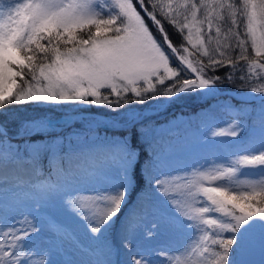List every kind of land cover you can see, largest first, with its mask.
Masks as SVG:
<instances>
[{"label":"snow or ice","instance_id":"snow-or-ice-1","mask_svg":"<svg viewBox=\"0 0 264 264\" xmlns=\"http://www.w3.org/2000/svg\"><path fill=\"white\" fill-rule=\"evenodd\" d=\"M237 77L247 91L218 99ZM259 81L264 0H0V264L264 256ZM192 99L214 100L199 123L153 119ZM26 104L44 111L11 107ZM94 106L114 115L82 111ZM76 122L83 131L61 134ZM183 124L177 150L164 133Z\"/></svg>","mask_w":264,"mask_h":264},{"label":"rangeland","instance_id":"rangeland-1","mask_svg":"<svg viewBox=\"0 0 264 264\" xmlns=\"http://www.w3.org/2000/svg\"><path fill=\"white\" fill-rule=\"evenodd\" d=\"M176 63L178 64L179 62L176 61ZM237 79H238V82L236 83V85H239L241 87L245 85V81H242L239 78H237ZM257 82L258 81L253 79V81H251L250 84H255ZM259 82H264V81H259ZM242 88L244 89V91H247V88H244V87H242ZM232 92H235V91H232ZM235 93H237V92H235ZM235 93H227V94L233 95ZM252 95L259 96L260 94L259 93H252ZM223 96L218 97V99L226 100V99L223 98ZM150 103H152V102H150ZM213 103H214V100H212V99H209V100H207V101H205L203 103H200V102L196 101L195 99H192V100L186 101L185 103H182V104L172 105L171 107H169L167 109V111L161 112V114L159 116L153 117V119H155L157 124H159V125H164L167 121L173 120L174 118L178 122L179 121H186V122L187 121H197V123H199V121L197 120V117L202 115L200 110L202 108H208ZM182 105L183 106H194L195 109L192 110V112H190V113H185V112H181L178 109L177 110L174 109L175 107L182 106ZM252 106L255 107V105H252ZM55 107L57 108V110L52 112L51 114L54 115V116L59 114L58 116H56V117H59V116H61L63 114L62 111H60V109L68 108V107H71V106L70 105H60V106H55ZM131 107L143 108L144 106L143 105L133 104V105H131ZM237 107H239V106H237ZM42 111H44L43 108H38V110H37V112H42ZM82 111H84L86 113L94 114V115L97 116V118H106V117H108L110 115H114V113L108 112L107 109H105L103 107H95L94 106V107H91V108H84V109H82ZM217 116L222 118V119L229 120V121L232 120V117L226 116L224 113L220 112L219 109H217ZM247 124L249 126H251L252 120L249 119L247 121ZM186 127H187V124H183V125H181L180 128L175 129L172 132L164 133L165 142H167V141L174 142L176 144V146H177V150H179L182 147V144L180 142L183 139V136L185 134L184 129ZM219 127H226V125L221 123L219 125ZM83 129H84V126L81 123L76 122V123H74L71 126V128H66L64 130V133H61V134L62 135L63 134H67V133L73 132V131H83ZM99 130L101 131V132H99V134L103 135L104 132H105V129L104 128H100ZM215 130H219V128H217ZM114 134H118V133L109 132V135H114ZM51 135H56V134L53 133ZM247 135H248L247 130H244V131H242L240 133L241 137H245ZM39 138L40 137H32V139H39ZM214 139H217V140H231L233 138H231V137H214ZM73 143H75V141H73ZM150 150L151 149H149V151ZM73 161L75 163H83L84 162V160L81 157H79L78 155L73 157ZM99 162H100V159H99V157H97V163H99ZM64 166L67 167V164L65 163ZM44 169L48 171L47 157L44 158ZM244 178L245 177H241V179H244ZM85 187H87V185H85ZM133 198H135V196ZM249 259L252 261V264H261L262 260H264V256H262L259 248L257 247L252 252V254L250 255Z\"/></svg>","mask_w":264,"mask_h":264},{"label":"trees","instance_id":"trees-1","mask_svg":"<svg viewBox=\"0 0 264 264\" xmlns=\"http://www.w3.org/2000/svg\"><path fill=\"white\" fill-rule=\"evenodd\" d=\"M149 24L151 25V22L149 21ZM168 32H169V35L171 37V39L173 40V42L177 45H179L181 43V37L180 35L177 33V31L172 28V26L170 25H165ZM155 31V30H154ZM158 35V33H157ZM223 71V70H222ZM238 78V77H237ZM235 78L233 80L232 83H227L225 82L221 87L223 88V90H228V91H235V92H238L240 90H244L241 86L239 85H236V83L238 82V79ZM167 83H170V82H167ZM230 95H224L223 98L224 99H228ZM232 103L237 105V106H240V101L238 99H232ZM13 108H16V109H19L20 110V114L21 115H31L33 114L34 112H37L38 108H36L34 105H31V104H26V105H13L11 106ZM175 110H180L181 112H185V113H190L192 112V110L195 109L194 106H177L174 108ZM59 114H57L56 116H58ZM0 119H3L2 117H0ZM14 128V125H9V129L10 131ZM98 132H101L99 129L97 130ZM45 170V169H44ZM45 172H47V170H45Z\"/></svg>","mask_w":264,"mask_h":264},{"label":"water","instance_id":"water-1","mask_svg":"<svg viewBox=\"0 0 264 264\" xmlns=\"http://www.w3.org/2000/svg\"><path fill=\"white\" fill-rule=\"evenodd\" d=\"M224 92H225V94H227V93H232V92H228V91H226V90H224Z\"/></svg>","mask_w":264,"mask_h":264}]
</instances>
